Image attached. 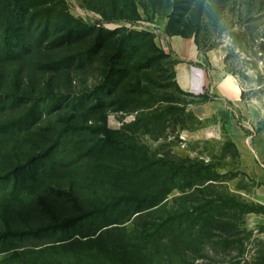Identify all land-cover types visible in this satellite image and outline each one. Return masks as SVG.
I'll use <instances>...</instances> for the list:
<instances>
[{
  "label": "rangeland",
  "instance_id": "1",
  "mask_svg": "<svg viewBox=\"0 0 264 264\" xmlns=\"http://www.w3.org/2000/svg\"><path fill=\"white\" fill-rule=\"evenodd\" d=\"M28 2L38 17L71 18L75 40L61 22L43 35L37 18L26 50L0 42V264H158L143 231L161 212L106 205L133 186L116 168L144 159L205 168L214 180L188 206L208 194L238 204L223 208L232 226L214 247L180 235L161 256L264 264V0ZM164 32L193 37L237 101L181 92ZM182 195L168 212H182Z\"/></svg>",
  "mask_w": 264,
  "mask_h": 264
},
{
  "label": "trees",
  "instance_id": "2",
  "mask_svg": "<svg viewBox=\"0 0 264 264\" xmlns=\"http://www.w3.org/2000/svg\"><path fill=\"white\" fill-rule=\"evenodd\" d=\"M33 9L36 10V6H31L28 0H0V42H2L7 52L13 53L18 49H27L25 45L26 33L37 18L40 20L39 25L43 26L41 30L43 35H48V30L52 23L58 24L61 22V24H68V28H63L68 33L67 43L74 42L75 27L71 25V18L61 19L60 16H57V18L55 15L50 16L49 8L43 11L44 16L38 17L37 12L33 11ZM72 20L75 22L74 19ZM176 35L179 34L177 33ZM181 36L190 37L186 34ZM174 80L181 92L193 95L179 87L175 79V71ZM99 100L102 101V98L100 97ZM172 164L144 159L142 161L132 160L127 165H120L116 170L123 171L125 176L116 173L115 177L119 181L127 179L133 186H131L128 193L120 194L118 197L114 195L106 203L107 211L118 206H121V209H127L128 212L130 209L135 213L146 211L138 215L141 217L161 212L159 217H156L155 223L150 224V229L153 230L151 232L148 231L149 229L143 231L145 233L144 237H147L148 240H155L154 248H156L158 253V264H183L179 258H175L174 261L171 257L165 259V256H161L163 252H166L167 255L168 251H172V248L175 247V240L180 235L183 238H192V242L195 239H200V244H210L214 247L217 244L216 237L219 236L218 233H221L220 230L225 231L224 229L228 230V226H232L229 223L232 216L223 214V208L228 209L230 207V209H234V207L238 206L230 196L221 197L209 194L200 199L203 202L201 206L197 207L192 204L188 206L186 201L197 193L203 194L205 189L210 188V186H200L214 179L201 177V172L205 170L203 167L194 174L191 163L190 166L181 165L180 169ZM178 174L182 175L180 177L184 181L182 184L176 183L180 180H177ZM175 189L182 191L183 195L181 198L186 203L181 207L182 212L177 213L167 211L170 206L167 203L168 200L166 201ZM131 215L129 216L131 217ZM225 218L228 222L224 223V225L220 224ZM111 223L118 222H109L104 226ZM177 232L179 236H177Z\"/></svg>",
  "mask_w": 264,
  "mask_h": 264
},
{
  "label": "crops",
  "instance_id": "3",
  "mask_svg": "<svg viewBox=\"0 0 264 264\" xmlns=\"http://www.w3.org/2000/svg\"><path fill=\"white\" fill-rule=\"evenodd\" d=\"M160 46L175 59V79L185 92L200 95L209 88L217 90L221 97L228 101H237L238 94L231 82L218 78L217 70L209 54L204 53L193 37L169 35L159 36ZM237 148L243 161L250 156L243 142L235 138ZM248 161V160H247Z\"/></svg>",
  "mask_w": 264,
  "mask_h": 264
}]
</instances>
